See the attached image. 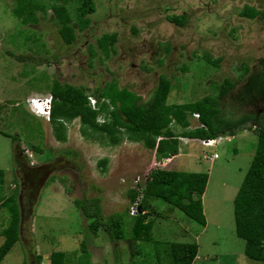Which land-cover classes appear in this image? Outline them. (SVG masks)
Instances as JSON below:
<instances>
[{
	"label": "rangeland",
	"instance_id": "1",
	"mask_svg": "<svg viewBox=\"0 0 264 264\" xmlns=\"http://www.w3.org/2000/svg\"><path fill=\"white\" fill-rule=\"evenodd\" d=\"M40 1L46 12L35 11L37 21L23 24L12 13L15 0H0V186L5 197L17 193L20 212L19 241L0 264H50L54 251L67 253L68 264L85 253L89 264H111L114 250L122 262L169 264V243H196L202 264H259L245 257L233 217V200L256 148L252 131L244 128L215 148L181 142L180 155L165 166L208 174L202 197L207 227L150 199L153 242L112 241L103 231L90 233L73 201L100 198L104 218L129 209L128 191L139 189L137 181L145 184L154 151L127 139L115 146L86 140L78 119L67 124V141L56 142L48 121L29 112L27 99L50 94L56 80L89 96L116 82L145 101L164 75L171 84L167 103L177 105L216 95L219 84L231 79L232 89L221 97L223 114L264 116V0H92L95 10L85 15L89 23L75 27L71 45L58 34L51 1ZM84 4L66 5L75 24L88 9ZM245 6L262 14L245 18L240 15ZM178 15L186 17L183 26L167 20ZM103 35H116L108 56L98 44ZM187 119L186 131L199 126L193 116ZM170 127L178 135L184 131ZM67 150L77 156L64 154ZM214 153L219 158L211 162ZM101 159H107L105 170ZM9 221L7 206L0 208V245ZM134 248L140 249L136 255Z\"/></svg>",
	"mask_w": 264,
	"mask_h": 264
},
{
	"label": "trees",
	"instance_id": "2",
	"mask_svg": "<svg viewBox=\"0 0 264 264\" xmlns=\"http://www.w3.org/2000/svg\"><path fill=\"white\" fill-rule=\"evenodd\" d=\"M50 1L49 8L60 25L58 34L64 44L71 45L77 38L75 27L81 29L80 25L89 23L85 15L95 10L92 0H85L83 8L88 6V9H82L77 24L72 21L67 11L66 5L69 0ZM45 9L40 0H15L12 13L20 19L21 23L27 24L37 21L35 11L45 13ZM258 14L262 12L248 6H245L240 13L248 19H253ZM167 20L177 26H183L186 17L168 16ZM115 40L116 35H103L99 39V47L105 56L111 52ZM7 53L18 61H24L10 52ZM233 84L231 79H225L219 84L216 95H206L194 103L168 105L171 84L164 75L158 78L155 88L149 94V99L145 101L127 89H120L116 82H112L90 95L97 100L98 105V110H92L89 106V95L83 89L61 84L55 80L50 88L52 106L49 123L52 135L57 142L67 141V124L78 119L79 132L84 139L99 142L104 146H115L125 139L141 143L144 148L154 151L155 159L158 161L178 154V138L213 139L219 136H235L242 129H249L257 137L256 148L234 197L233 216L235 234L245 243V257L250 261L264 264V116L247 114L229 118L223 114L221 97L228 94ZM101 113H104V121L98 123L97 117ZM192 114L199 116L198 121L204 127L186 131L185 128H189L187 117ZM171 124H175L184 131L180 135L176 134L172 131ZM16 141V137H13L12 142ZM64 154L77 156L68 150ZM106 163L107 159H101L98 165L105 170ZM2 176L3 172L0 170V184ZM208 178L206 173L153 170L141 191L134 189L128 191L131 204L141 195L140 213L134 217L129 216L128 209H125L122 213H114L104 218L98 197L74 200L73 203L88 220L87 229L91 234L97 235L99 231H103L112 241L127 239L131 242L152 243L151 231L154 224L153 221L147 220L149 200H161L205 227L206 217L202 196ZM6 206L10 221L1 231L4 241L0 245V262L19 241L20 231L17 193L5 197L0 186V208ZM126 216L133 218V221H126ZM155 243L158 244V242ZM167 248L169 264H192L198 253L196 243H169ZM138 251L140 249L134 248L133 255L138 254ZM114 254L118 257L119 252L114 250ZM117 257L111 264H135L134 261L122 262ZM37 259L40 260L39 257ZM88 259L89 254L85 253L79 256L74 264H89ZM49 262L50 264H68L69 259L67 253L54 251L49 256Z\"/></svg>",
	"mask_w": 264,
	"mask_h": 264
},
{
	"label": "built area",
	"instance_id": "3",
	"mask_svg": "<svg viewBox=\"0 0 264 264\" xmlns=\"http://www.w3.org/2000/svg\"><path fill=\"white\" fill-rule=\"evenodd\" d=\"M89 105L93 110H98L97 108V102L94 98L89 97ZM27 106L29 111L34 114L35 116H43L46 120H49L51 106H52V97L50 94L46 96H32L27 99ZM99 123H102L103 119H97ZM222 138H218L216 140H203L202 144L205 146H213L214 144L218 143ZM217 158V155H214L212 157V160H215ZM169 159H166L168 161ZM155 166L160 168L161 163H156ZM138 203L139 200L134 202L133 205L129 208V214L131 216H135L138 212Z\"/></svg>",
	"mask_w": 264,
	"mask_h": 264
},
{
	"label": "clouds",
	"instance_id": "4",
	"mask_svg": "<svg viewBox=\"0 0 264 264\" xmlns=\"http://www.w3.org/2000/svg\"><path fill=\"white\" fill-rule=\"evenodd\" d=\"M51 95V94H50ZM89 97H92V98H94L93 96H88V98ZM95 99V98H94ZM96 100V99H95ZM89 101V100H88ZM96 102H97V100H96ZM104 103H108L107 101H103ZM90 106V105H89ZM97 107H98V105H97ZM91 108V107H90ZM92 109V108H91ZM29 110V109H28ZM93 110V109H92ZM30 112V111H29ZM31 113V112H30ZM50 113H51V111H50ZM32 114V113H31ZM32 115H34V114H32ZM35 116V115H34ZM191 116H193L194 118H196V120H198L199 119V116L197 115V114H192ZM35 117H37V118H41V119H45V117H43V116H35ZM99 117H101L103 120H104V113H101V114H99V116L97 117V119L99 118ZM46 120V119H45ZM46 121H50V116H49V120H46ZM98 122V121H97ZM99 123V122H98ZM198 125L199 126H197L198 128H203L204 126L202 125V124H200L199 123V121H198ZM196 127V128H197ZM234 137L235 136H219V137H217V138H211V139H193V141H197V142H199L202 146H204L205 148H215V147H217L218 145H219V142H221V141H223V140H227L228 142L232 139H234ZM218 138H222L218 143H216V144H214L213 146H205V145H203L202 144V141L203 140H216V139H218ZM183 139H189V138H178V140H183ZM214 155H217V153H214L210 158H209V160L211 161V162H213L214 160H212V157L214 156ZM174 156H176V155H173V156H170L169 158H166V159H169L168 161H166V159H163V160H160V161H158V160H156L155 159V156H154V162H156V163H161V166H160V168H158V167H156V166H152L150 169V172H149V174L147 175V177H146V182H145V184L147 183V181H148V179H149V177H150V173L153 171V170H160V169H162V170H167V169H165V166L167 165V164H170L171 163V160L172 159H174ZM219 157H218V155H217V158L216 159H218ZM215 159V160H216ZM144 184V185H145ZM144 185H142V186H140L139 185V182L137 181L136 182V186H138V188L139 189H137V191H141L142 190V187H144ZM137 200H139V203H140V200H141V195H140V197H138L137 199H136V201ZM135 201V202H136ZM139 203H138V212H137V214H139L140 213V207H139ZM134 203H132V205H133ZM131 207V206H130ZM129 207V208H130ZM128 214H129V209H128ZM136 214V215H137ZM135 215V216H136ZM129 216H131L130 214H129ZM132 217H134V216H132Z\"/></svg>",
	"mask_w": 264,
	"mask_h": 264
},
{
	"label": "crops",
	"instance_id": "5",
	"mask_svg": "<svg viewBox=\"0 0 264 264\" xmlns=\"http://www.w3.org/2000/svg\"><path fill=\"white\" fill-rule=\"evenodd\" d=\"M32 96H40V95H37V94H33V95H31V96H29V97H32ZM168 104V103H167ZM168 105H171V104H168ZM37 118V117H36ZM49 123V122H48ZM49 125H50V123H49ZM50 127V129H51V126H49ZM68 130H69V128H68V126H67V135H68ZM51 132H52V129H51ZM54 138V137H53ZM67 138H68V136H67ZM56 141V140H55ZM191 141H193V139H183V140H179V144H178V154L176 155V156H174V159L175 158H177V156H179L180 154H179V151H180V147H181V145H180V143L182 142L183 144H184V147H188L190 144H191ZM57 142V141H56ZM196 160H198L199 159V157H196L195 158ZM192 173H202V172H192ZM208 180H209V178H208ZM207 184H208V182H207ZM207 187V186H206ZM205 191H206V189H205ZM205 193V192H204ZM203 197V196H202ZM205 217H206V215H205ZM234 217V216H233ZM207 218H206V226L205 227H207ZM62 252H64V251H62ZM200 252H201V249L199 248V246H198V253H197V257L195 258V260L193 261V263H195V262H200L199 264H202V262H201V260L199 259V255H200ZM52 253V252H51ZM214 258V260H216L217 258L216 257H213ZM209 259H211L210 257L208 258V260ZM200 260V261H199ZM209 262V261H208ZM192 263V264H193Z\"/></svg>",
	"mask_w": 264,
	"mask_h": 264
},
{
	"label": "water",
	"instance_id": "6",
	"mask_svg": "<svg viewBox=\"0 0 264 264\" xmlns=\"http://www.w3.org/2000/svg\"><path fill=\"white\" fill-rule=\"evenodd\" d=\"M140 210V209H139Z\"/></svg>",
	"mask_w": 264,
	"mask_h": 264
}]
</instances>
